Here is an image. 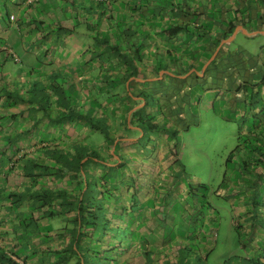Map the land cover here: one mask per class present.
Masks as SVG:
<instances>
[{
    "label": "crops",
    "instance_id": "crops-1",
    "mask_svg": "<svg viewBox=\"0 0 264 264\" xmlns=\"http://www.w3.org/2000/svg\"><path fill=\"white\" fill-rule=\"evenodd\" d=\"M97 3L98 0H0V157L3 161L0 163V249L9 256L16 255L13 260L19 264H56V259L47 256L46 252H56L66 244L64 238L57 239L65 232L64 219L47 220L41 212L32 214L31 204L25 202L16 208L11 195L18 191L38 193L58 188V183L38 178V172L35 178H26L23 169L30 157L38 159L40 165L42 159L48 158L44 147L58 148V152L67 143L73 144L74 129L71 128L68 135H62L59 127L53 126L43 112L27 113L32 105L13 98L15 94L27 93L37 108L42 103L41 97L32 94L45 87L50 93L54 92L52 86L56 87L62 81V75L72 77L84 95L100 92L97 87L101 86L95 85L99 76H119L124 80L117 86L121 99L116 105L113 100L110 102L108 99L112 98L114 90L107 89L105 93L109 96L105 100L108 101L103 102H110L113 118L119 119L116 124L122 129L130 127L139 135H120L123 146L115 144L108 150L101 139L94 137L95 144H104L107 154H118L110 161L111 166L120 165L119 159L137 154L136 151H139V157L147 151L141 142L144 134L132 121L135 112L147 108L144 94L156 97L160 115L168 121L173 120L169 125L175 127L189 119V103L181 94L195 95L204 91L202 98L208 100V108H202L208 110L210 99L207 96L210 93L215 99L213 107L219 103L217 110L233 112L232 119L237 123L244 122L242 127L246 129H240V135L246 134L248 141L264 142V46L258 54H252L244 44L256 36H264V0H115L112 9L118 22L105 23L101 28L95 27L90 17ZM11 16L15 19L11 20ZM8 24L11 25L9 29ZM61 26H68L73 32L58 37L56 32ZM181 26L187 30L170 37V31ZM98 35L104 42L115 40L116 45L123 46L122 50L130 56L135 57L139 50L136 77L129 78L131 70L119 64L111 53H105L103 68L90 63V60L96 61ZM240 36L243 38L241 42ZM111 43L104 46V52ZM106 87L109 88L107 84L102 85L104 91ZM217 91H220L218 96ZM83 96L79 98L81 102L86 101ZM24 109V119L15 118V114ZM80 131V135H84V130ZM161 137L159 141L163 143L167 167L177 168L173 165L175 160H170L176 146H171L168 135ZM15 142L18 147L14 146ZM238 157L237 170L249 162L247 157ZM247 180L248 187L254 183L250 176ZM143 190L142 185V196ZM171 216L165 213L155 217L156 229L151 232V242L146 244L149 251L154 250L162 256L175 255L180 251L186 253L191 246L185 242L187 238L191 239L183 228L185 222L177 233L167 230ZM33 218L38 221L36 229L28 227ZM245 218L249 223L248 233L257 231L255 223L259 219L254 220L252 215ZM51 221L55 222L54 225ZM214 233L213 230L212 235ZM261 234L255 232L257 245ZM209 236L200 238V258L204 264H210L215 250ZM243 259L230 260L232 264H247L249 257ZM76 263V259H72L68 264Z\"/></svg>",
    "mask_w": 264,
    "mask_h": 264
},
{
    "label": "trees",
    "instance_id": "trees-1",
    "mask_svg": "<svg viewBox=\"0 0 264 264\" xmlns=\"http://www.w3.org/2000/svg\"><path fill=\"white\" fill-rule=\"evenodd\" d=\"M114 1L115 0H98L96 10L90 13L91 23L95 25V27L101 28L105 23L113 24L118 22L117 16L112 9ZM73 28H75V26H73ZM186 30L187 28L183 26L176 27L172 29L169 34L170 37H173ZM233 31L234 29L230 30L229 34H232ZM72 32V28L61 26L56 33L58 37H61L64 34L69 35V33ZM47 36L49 37V35ZM100 38V35H98V47H96L95 53L96 61L90 60V63L94 62L96 66L103 68V65H106L103 60L105 53H111L113 58L119 61V64H123L131 70L129 78L136 77L139 66V50L136 51L135 57H133L122 50L123 46L116 45L115 40L104 42V40ZM109 43H111V45L106 47V51L104 52V46ZM98 48L100 49L98 50ZM61 77L60 79H62L63 82L57 83L56 87L55 85L52 86L54 87V92L52 91L53 94L49 92L50 90L47 89V87L38 91V93L34 92L32 94L33 97H37L36 94H39V97L43 94L46 99L50 100L48 102L40 98L42 103L40 102L37 108L33 103L34 101L28 99L29 95L27 93L13 95V98L20 99L22 102L28 101L30 103L27 104L29 106L32 105V107H28V110H26V108L19 114H15V118L22 121L26 111L29 114L33 112H43L44 116H46L45 118H47L53 126L61 127L62 131L74 120V125L77 123L81 124L84 135L89 130L93 133L101 134L105 139L104 142L107 146L106 150L111 146L113 147L115 144L120 145L121 141L116 143L117 140H119V136H111L109 134V128L104 126L103 121L101 123L97 118L89 115L90 107L97 111L101 109L103 103L101 99H99L98 94L103 93L97 91L95 96H92V94H83L84 96H82L86 101H82L81 105L83 106L84 102H86L89 103L90 107H84L87 113L76 112L77 110L75 111L72 106H69L71 97H74L75 94L71 93L70 97L65 93L66 90L74 91L78 89L75 80L67 75H62ZM122 81L124 80L119 76H109L105 74L95 79V85L101 86L102 88L103 84H107L109 86L107 89L111 90L120 85ZM97 88L100 89V87ZM113 93L115 94V90ZM114 94L112 98L108 100H117L116 102H118L122 95ZM52 96L56 98H52ZM66 96L68 98H66ZM80 97L81 96L78 97V101H81L79 100ZM123 97L125 98V96ZM52 101L58 103L55 108L56 114L52 111V109H54ZM84 108L82 107L81 110H84ZM146 110L147 108L144 107L134 113L132 120L134 125L138 127V129L140 128L144 134L148 133L154 135L155 133H159L160 125L158 123H153L151 114L146 113ZM17 144L18 143L15 142L14 146H17ZM261 146H263L262 142H259L257 145L255 142L251 150H243L252 156L251 159H253V157L260 158ZM57 149L58 148L50 146L44 147V152L48 158L42 160H44L46 164L44 166L40 165L38 159L30 157L23 171L25 172L26 178H35V173L38 172V178H48L51 180L52 184L57 185L58 183V188H48L38 193H30V190L21 193L18 191L11 195V198L15 199L14 205H16V208H20L21 204L25 202L26 204H31L32 214H34V212H41L40 214L47 220L54 218L64 219L66 223V227H64L66 228L64 230L65 232L58 235L59 238L57 239L62 240L64 238L66 240L65 246L62 249H58L56 252H46L47 256L50 255L51 257L52 255V259H56V264H68L72 259H76V264H192L187 257L191 252L188 248L186 253L180 251L175 255L163 254L164 256H162L161 254L155 253L154 250L149 251L146 247V244L151 242V232L156 229L157 223L155 217L167 212H158L157 207L155 213L158 212V214H154L151 211L149 221L143 222V219L139 216V211L143 213V208L145 209L143 204L140 205L145 199L140 191L142 182L139 180V177L141 174L140 172H136L139 170L132 167L134 163L131 165L127 157L119 159L121 160L120 165L111 166L109 160L104 161L105 158H103L102 154L100 155L97 151L86 149L82 143L77 145L75 142L73 144L67 143L58 150V152ZM138 152L139 151H136L137 154L133 155L129 154L128 157L131 161L133 159L135 160V158L139 160ZM262 154L264 153L262 152ZM114 156L118 155H112V159ZM171 157L175 159L173 165H180V160L178 159L179 154L176 149L172 151ZM261 160L262 158L257 159V163H264ZM20 162H22V160ZM42 162L43 161H41V163ZM0 163H3L1 157ZM17 164L15 165L17 166ZM95 165L107 167L106 169L108 170L107 172H100V174H98L99 176L91 175L92 166ZM180 168V170L178 169V176L183 177L185 171L183 167ZM89 178L95 180L94 187L90 185ZM153 178L156 179L157 177L151 176L149 183ZM94 189H96V192ZM150 200L151 199L147 202ZM152 218H154V221L151 220ZM37 224L38 221L33 218L28 227H34V229H36L35 227ZM48 240H51V238L48 237ZM232 262L233 261L230 260L226 264H232ZM246 263L260 264L261 262L257 260H247ZM0 264L19 263L6 254L4 250L0 249Z\"/></svg>",
    "mask_w": 264,
    "mask_h": 264
},
{
    "label": "rangeland",
    "instance_id": "rangeland-1",
    "mask_svg": "<svg viewBox=\"0 0 264 264\" xmlns=\"http://www.w3.org/2000/svg\"><path fill=\"white\" fill-rule=\"evenodd\" d=\"M10 26L8 24V29ZM239 41H243L242 36H240ZM245 42L244 44L248 47L249 52L258 54L261 47L264 46V36L259 35L253 41L247 40ZM258 57L259 55H257V59ZM97 90L96 88L95 91ZM99 90L103 93L98 94L103 103L99 111L91 109L89 103L84 102V106L81 105V101H78V97L83 95L80 90H66L65 93L67 96H70L71 93L75 94L74 97L70 96L71 103L69 106H72L75 111L77 110L76 112L87 113L84 107H90L89 115L97 118L101 123L103 121L104 126L109 128L111 136H119L120 138V135L124 134L126 136L125 134H127L137 137L138 133L131 131L130 127L122 129L119 124H116L119 119L115 120L113 118L115 116H113L110 108L111 100L106 104L103 102L109 94H106L103 88ZM113 90H115V94H119L117 87ZM203 92L195 95H190V93L181 94L183 100H187L185 102L189 103L188 107L190 109L187 117L189 119L186 122L184 121V124L175 127L169 125L173 120L168 121L166 117L162 118L160 115L161 111L156 97L151 95L149 97L144 94V100L148 101L146 113L151 114L153 123L160 125V132L154 134L156 137L143 133L144 139L141 142L147 148L146 153L140 156L139 160L135 158L131 161L129 157L127 158L131 165L134 163L132 167L139 170L136 172L141 174L139 180L143 185V197L145 199L140 205L145 206L146 212L143 208V213L139 211V216H141L143 222L149 221L150 212L152 211L155 214L158 207V212L165 211L168 215H172V221L169 223L167 230H175V233L179 232L178 230L185 222L183 228L187 236L191 238H187L185 241L187 245H191L188 247L191 252L187 253V257L192 264H204L200 258V238L209 234V238L213 239L215 246L209 261L210 264H224L228 259L238 258L242 260L247 257H249V260L256 259L261 262L260 264H264V163H257V159L251 160L250 157L252 156L243 150H251L255 145V142L248 141L250 139L246 134L240 135V129H246L242 127L244 122L237 123L236 120L232 119L233 112L220 110V108L217 110L216 108L220 107L219 103L213 107L212 102H215V99L210 93L207 96L210 99V108L208 110L203 109L202 107L206 106L208 102L207 99L202 98ZM219 92H216L217 96ZM41 95L43 96H40L42 100L50 101L43 94ZM95 95L96 93L92 94V96ZM67 96L66 98H68ZM196 96L197 98L193 100L192 98ZM52 98L56 97L52 96ZM52 103L54 105L52 111L56 114L55 108L58 103L53 101ZM116 103L114 100L115 105ZM81 106L84 110H81ZM73 121L68 124L64 131L59 127L62 135H68L73 126L72 131L74 129L73 135L76 145L82 143L86 149L102 154L105 158L104 161H111V156L114 153L109 155L105 151L103 136L99 133H90V131L85 135H80V130L83 127L78 123L74 125ZM161 135H168L171 138L169 141L171 146H176L179 151L180 165H177V168H168L167 163H165L166 157L163 156L162 150L163 143L159 141L162 140ZM95 136L97 139H101L104 144H95V141H97L94 139ZM258 143L256 142V145ZM262 144L264 145V142ZM120 145L123 146V143L121 142ZM261 147L260 155L264 160V154H262V152L264 153V146ZM111 149L113 151V148ZM238 156L241 158L247 157L249 162L247 166L240 165L237 170ZM172 159L174 158L170 157V160ZM41 165H45L44 160ZM180 167H183L185 171L183 177L178 176ZM106 168L101 165L92 166L91 175L99 176L100 172H107L108 169ZM151 176L157 177L155 183V178L149 183ZM248 176L252 178L255 186L254 183H251L252 185L248 187ZM89 183L94 187L95 180L89 178ZM94 190L96 192V189ZM149 199L151 200L146 202ZM249 215H252L256 221L259 219L255 223L257 229L255 232L262 233L258 245L256 243L258 235L255 237V232L249 234L247 231L249 223L245 222V217ZM50 223L54 225L55 222L51 221ZM213 230L214 235H212ZM194 235L195 238L192 239Z\"/></svg>",
    "mask_w": 264,
    "mask_h": 264
},
{
    "label": "built area",
    "instance_id": "built-area-1",
    "mask_svg": "<svg viewBox=\"0 0 264 264\" xmlns=\"http://www.w3.org/2000/svg\"><path fill=\"white\" fill-rule=\"evenodd\" d=\"M101 1H103V0H101ZM15 19V17L14 16H11V20H14ZM2 241V238H1V235H0V242ZM10 257L12 258V259H16V256H11L10 255Z\"/></svg>",
    "mask_w": 264,
    "mask_h": 264
}]
</instances>
